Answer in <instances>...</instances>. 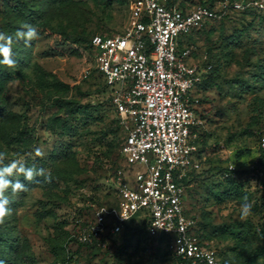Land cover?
<instances>
[{
	"label": "rangeland",
	"instance_id": "374dc122",
	"mask_svg": "<svg viewBox=\"0 0 264 264\" xmlns=\"http://www.w3.org/2000/svg\"><path fill=\"white\" fill-rule=\"evenodd\" d=\"M133 1L0 0V32L14 35L25 23L40 32L30 46L13 43L14 67L0 64L3 164L43 169L32 181L11 177L26 190L6 192L11 212L0 223V248L13 252L5 264H179L166 235L137 223L105 233L94 248L77 240L95 209L115 204L140 169L122 159L125 129L89 51L94 35L127 31ZM19 2L37 7L34 21L17 18ZM185 42L187 64L205 71L192 93L200 125L199 168L184 201L191 234L223 264H264V16L233 12ZM245 197L252 210L241 219Z\"/></svg>",
	"mask_w": 264,
	"mask_h": 264
},
{
	"label": "built area",
	"instance_id": "2783aa9c",
	"mask_svg": "<svg viewBox=\"0 0 264 264\" xmlns=\"http://www.w3.org/2000/svg\"><path fill=\"white\" fill-rule=\"evenodd\" d=\"M182 1L134 0L124 34L91 38L94 68L109 88L110 103L125 129L122 159L127 167L140 169L130 186L122 183L115 204L95 209L77 240L92 244L140 215L150 231L169 238L181 260L223 264L194 240V222L184 214V181L199 168L193 129L200 119L192 93L205 71L187 64L191 48H180L179 41L230 12L264 14V0H203L184 7ZM258 143L264 149V135Z\"/></svg>",
	"mask_w": 264,
	"mask_h": 264
},
{
	"label": "clouds",
	"instance_id": "9594fccd",
	"mask_svg": "<svg viewBox=\"0 0 264 264\" xmlns=\"http://www.w3.org/2000/svg\"><path fill=\"white\" fill-rule=\"evenodd\" d=\"M40 39V32L38 28L29 23L22 25L15 34H7L0 32V64L8 67H14L17 63L14 58L12 45L16 40H23L25 46H30L32 41ZM37 155H40V150L36 149ZM5 154L0 152V223H3L4 218L11 212L9 208V198L6 192L11 188L15 193L17 191L26 190V185L20 180H13L11 177L14 173L22 174L25 181H32L35 177L42 174L43 169H37L35 165L27 167L25 163L13 160L11 163L4 165L3 160ZM245 202L240 205L241 219L251 214L252 204ZM0 264H3L0 261Z\"/></svg>",
	"mask_w": 264,
	"mask_h": 264
},
{
	"label": "trees",
	"instance_id": "16d2710c",
	"mask_svg": "<svg viewBox=\"0 0 264 264\" xmlns=\"http://www.w3.org/2000/svg\"><path fill=\"white\" fill-rule=\"evenodd\" d=\"M211 2H213V1H215V0H210ZM186 2H192L193 4H199V3H203V0H183L182 2H181V6H183L184 7V5L186 4ZM20 3V7H18V8H16L15 9V11H16V16H17V18H19V19H22V20H24V19H31L32 18V20L34 19V14H36V10H38L37 9V7H35V6H33V7H31V6H29V5H24L23 4V2H19ZM250 12H254V11H244V12H235V13H240V14H249ZM230 13H233V12H230ZM230 13H228L226 16H225V18L227 17V16H229L230 15ZM255 13H257V12H255ZM260 14V13H259ZM262 16H264V14H261ZM36 17V16H35ZM36 19V18H35ZM34 19V20H35ZM33 20V21H34ZM213 22V21H212ZM207 23H210V22H207ZM206 23V24H207ZM205 24V25H206ZM200 30V29H199ZM195 31H197V30H195ZM194 31H192V32H190V33H188V34H186L184 37H182V39L179 41V47L180 48H183L184 46H188L187 44H186V42H185V40H186V38L191 34V33H193ZM89 51H90V54H91V57H92V50H91V39H90V41H89ZM100 75V74H99ZM101 76V75H100ZM203 78H204V74H203ZM103 79V78H102ZM112 106V105H111ZM113 107V106H112ZM114 109V108H113ZM115 111V110H114ZM195 129V128H194ZM194 129H193V131H194ZM262 135H264V134H261L260 136H262ZM260 136H259V138H260ZM125 137H126V135H125ZM125 137H124V139H125ZM124 139H123V141H122V143H121V147H122V144H123V142H124ZM258 141H259V139H258ZM264 150V149H263ZM120 152H121V148H120ZM197 171H191V172H189V174H188V177H187V179L184 181V185L186 186V184H188V182L190 181V179L192 178V176L196 173ZM132 223H137V224H139L140 226H145V227H147V219L146 218H143L142 216H140V215H137V216H135L134 218H132L128 223H126L124 226H123V228H122V230L119 232V233H121V232H123L125 229H127V228H129L130 227V225L132 224ZM191 230H192V228H191ZM101 241V239L99 240V241H97V242H94V243H92V244H83L85 247H90V248H94V247H96L98 244H99V242ZM12 248H11V246H10V244H8V245H4V246H1V248H0V261H2L3 262V264H5V259L6 258H8V256L10 255V254H12ZM175 258L178 260V262H179V264H190V262H188V261H183V260H181L180 258H178V257H176L175 256Z\"/></svg>",
	"mask_w": 264,
	"mask_h": 264
}]
</instances>
